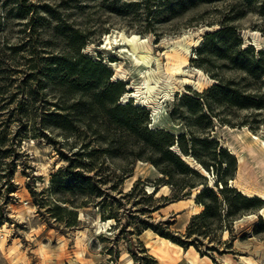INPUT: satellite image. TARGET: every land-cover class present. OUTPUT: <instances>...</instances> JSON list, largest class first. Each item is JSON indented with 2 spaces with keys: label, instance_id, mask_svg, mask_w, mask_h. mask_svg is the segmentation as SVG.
Returning a JSON list of instances; mask_svg holds the SVG:
<instances>
[{
  "label": "rangeland",
  "instance_id": "1",
  "mask_svg": "<svg viewBox=\"0 0 264 264\" xmlns=\"http://www.w3.org/2000/svg\"><path fill=\"white\" fill-rule=\"evenodd\" d=\"M176 2L0 0V264H264L262 198L261 208H249L232 193L220 195L221 219H196L189 226L204 210L199 201L210 203L208 198L198 201V194L206 187L217 194L222 188L217 175L242 195H264V110L215 105L208 98L217 116L209 122L200 113L191 114L183 100L189 96L197 111L193 93L217 84L213 74L224 82L240 80L224 59L200 52L208 32L223 25L233 28L234 49L264 51L263 0H185L183 8L170 13L169 5ZM75 33L80 35L76 47L84 42L80 53L112 70L110 82L124 75L126 93L117 104L145 108L135 117L138 133L118 127L90 105L92 92L74 93L64 101L61 89L46 81V58H73L69 38ZM133 35L147 39L145 47L155 58L149 73L160 79L156 89L172 83L165 97L156 96L159 90L143 94L145 70L134 68L135 55L124 39ZM183 36L188 43L199 41L191 45L183 71L201 89L165 70V47ZM247 90L263 93L259 83ZM19 103L24 106L20 116ZM50 113L67 114L69 123L62 127L60 119L48 118ZM145 127L175 138L185 134L188 142L194 132L216 140L219 148L225 144L230 156L237 153L243 161L234 156L217 166L216 146L197 144L207 172L176 144L164 143L161 150L183 155L207 178L159 162L174 171L166 177L148 160L160 153L142 140ZM65 168L70 190L57 186L53 191L52 176L62 171L67 180ZM87 177L90 182L79 187L78 180ZM107 219L114 223L105 225ZM153 228L193 245L179 250L160 240ZM147 229L156 235H147Z\"/></svg>",
  "mask_w": 264,
  "mask_h": 264
},
{
  "label": "trees",
  "instance_id": "2",
  "mask_svg": "<svg viewBox=\"0 0 264 264\" xmlns=\"http://www.w3.org/2000/svg\"><path fill=\"white\" fill-rule=\"evenodd\" d=\"M169 2L170 0H163ZM189 3H193V0H187ZM185 0H177L173 5H169L168 11L171 13L177 8H183ZM264 4V0H263ZM263 8V7H261ZM150 8H148L147 13L149 14ZM156 14L158 13L155 12ZM80 35L73 34L69 38L70 47L74 48L75 55L73 58L63 57V56H50L46 58L45 64V79L48 83H51L53 87H58L61 90V96L64 101H67L69 96L74 93H88L92 92L93 97L91 98L90 105L99 108L102 112H105L113 124L117 125L120 128L131 133H138L139 126L138 122L135 120L137 112H146L145 108L140 106H133L130 102L125 104H117L118 98L122 94L126 93L124 88L123 80H117L116 82H110L112 78V70L103 66L100 62L92 61L88 57L80 53L81 47H83L84 42H81L77 47L76 44ZM236 32L233 28L224 26L214 32H208L205 35V40L202 44L200 52L210 54V56L218 57L224 59L227 67L237 71L241 77L239 81L230 80V82H224L217 74H213L212 77L218 81L217 84H214L209 89L202 92H194V96L198 97L196 100L198 110L195 111L192 108L190 102L192 99L184 95L183 100L186 106L189 108L191 114L200 113L201 119H207L209 122L212 121V118H217L214 107L207 100L208 98L214 99L215 105H226L237 109L245 110H264V51L254 52V49L250 51L249 48H241L240 46L236 49L233 46L237 42ZM240 44V43H239ZM230 46V48L228 47ZM230 49V52H228ZM241 82H244L245 85L241 86ZM259 83L263 88V93L258 94V92H252L247 90V87H255ZM259 89V87H257ZM24 106L18 104L16 108V114L20 116V113L23 111ZM65 109V108H64ZM205 110V111H204ZM48 118L61 120V126L66 127L69 116L67 114L60 113H50ZM148 116L145 115L144 119L147 120ZM221 122H224L223 120ZM175 134L164 132L162 130H153L145 127L143 129V134L141 135L142 140L146 145L153 143L151 146L155 150H159L160 156L155 159L149 158L148 160L158 168L161 174L166 177L172 178L173 169L167 168L166 166L161 167L159 162L165 161L171 165L174 170L178 172H190L198 175L202 178H207L202 175L200 171L188 166L186 162L181 158L180 154L174 152L173 150H161V144H167L172 147L175 144L178 146L181 154L184 156H191L198 160L199 165L209 171V167L205 162L199 159L198 151L196 148L197 144H202L208 148L209 146L215 145V157L217 160L215 163L217 166H220L222 162L220 160L234 159V156H230L225 148L218 147L216 140L201 138L200 135H196L194 132H191L189 142L186 140L185 134H180L175 138ZM190 143L191 147L188 150V144ZM218 149V152H217ZM136 158H140L139 156ZM227 161V160H226ZM212 169L215 170V166L212 165ZM63 172L66 174V178L69 176V169H63ZM61 173H56L51 178V185L54 189L57 186H60L62 189L70 190L69 179L63 180L61 178ZM222 188L217 194L211 188H204L197 196L198 201L204 198H208L210 203H205L199 201L200 204L204 207V210L195 217L192 218L189 226L196 219H221V205L220 195L223 196L226 193L234 194V200L240 201L243 205L249 208H261L263 202L260 198L257 197H247L242 195L240 192H237L235 188H229L227 179L222 177L219 178ZM78 186L82 187L85 184L90 182V178H82L78 180ZM134 189V187H132ZM131 189V190H132ZM130 190V191H131ZM157 193L156 189L153 192ZM179 199V198H178ZM177 200V199H176ZM64 204H67V200H63ZM60 207H57V210H60ZM72 213V212H71ZM258 228V227H257ZM256 228V229H257ZM189 229V227H188ZM154 232L160 237L170 240L171 242L183 247L184 249L192 246V243H186L179 240L176 236H173L171 232H166L163 230H158L153 228Z\"/></svg>",
  "mask_w": 264,
  "mask_h": 264
},
{
  "label": "bare ground",
  "instance_id": "3",
  "mask_svg": "<svg viewBox=\"0 0 264 264\" xmlns=\"http://www.w3.org/2000/svg\"><path fill=\"white\" fill-rule=\"evenodd\" d=\"M124 39H125V44L131 49V51L135 55L134 68H137V69L144 68V70H145L143 72V74L141 75V82H142L141 83L142 84L141 89L145 90L143 92V94H145V97H147V95L151 96V93L153 91L157 90L156 88L158 86H160V84L158 85L160 79H159V77H157V78L152 77L151 74L153 73V71L151 74L149 73L150 69H152V67H153V61L155 60V58H153L150 55L149 49H147L145 47L146 43H147V39L140 38L138 35H133L131 37H125ZM198 42L199 41L197 40V41H193L192 43H188V37L183 36L179 40H176V41L172 42L170 45L166 46L165 47L166 50L164 52V55L167 58V63H166V67H165V70L167 73L171 74L172 77L182 75L184 77V79L181 80V83L191 85L196 89H201L199 87L200 83L192 80L189 77V75L184 74V71H183L184 68L188 64V56L190 53L191 45H197ZM156 62H157L158 71H159L161 68L159 60H156ZM154 74H155V72H154ZM118 76H119L118 80H123V77H124L123 74H119ZM152 80L155 83L151 82ZM171 84H172L171 82L167 81V83H165V84H163V86L159 87V89H158L159 91L157 90L158 94L156 96L162 94V97H165L169 93L168 92V91H170L169 89H174V88H172ZM156 112H157V110H156ZM252 139L256 140L257 138L255 136H252ZM261 145L264 147V143L262 141H261ZM223 147L226 148L225 144L223 145ZM232 154L234 156H237L239 163H241L243 161L242 156L236 155L237 153H232ZM180 156H181V158H184L183 155H180ZM244 195H246V194H244ZM255 196H258L259 198H262L264 200V195H255ZM261 211H264V207L261 208ZM97 220L101 221V219H97ZM113 223L114 222L112 219H107V221L104 222L105 225H112ZM145 233L149 236H155L156 235L150 229L145 230ZM160 240L166 241V242L172 244L173 246H175L176 248H178L179 250H182V248L180 246L173 244L172 242H170L167 239L160 238ZM180 254L181 253H179L178 255H180Z\"/></svg>",
  "mask_w": 264,
  "mask_h": 264
}]
</instances>
